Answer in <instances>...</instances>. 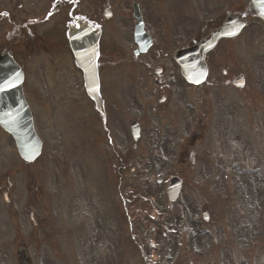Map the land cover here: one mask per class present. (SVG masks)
<instances>
[{"label": "rangeland", "instance_id": "374dc122", "mask_svg": "<svg viewBox=\"0 0 264 264\" xmlns=\"http://www.w3.org/2000/svg\"><path fill=\"white\" fill-rule=\"evenodd\" d=\"M214 1L218 2L210 0V4ZM233 2L237 8L246 1ZM207 8V0H194L192 14L199 15ZM262 29L254 23L241 33L240 39L247 41L243 48L237 40L231 43L233 50L220 47L221 58L217 61L219 64L228 60L231 72L245 74L246 84L242 90L234 91L232 100L248 110L246 121L252 116L254 122L250 127H241L245 112L241 106L236 107L231 112L241 130L238 132L233 130L232 122L217 119L211 111L193 168L188 161L191 149L185 148L186 129L193 124L195 112L210 113L225 89L211 88L210 84L202 89L185 86L187 98L181 117L157 110L155 99L149 103L143 94H138L137 103L123 98L122 116L112 118L109 129L110 136L117 133L121 153L113 149L112 140L94 149L101 162L91 160L92 168L91 163L86 168L87 177L81 163H74L76 157L69 156L68 144L72 135L83 138L81 122L85 117H89L88 127H92L83 93L41 92V101L34 99V94L39 93H27L40 130L36 128L42 131L45 151L36 163L28 165L19 158L12 138L0 132V175L9 170L14 182L11 197L16 207L6 212L0 199V264H17L16 251L22 245L31 264H116L114 257L118 264H264ZM112 60L108 54V64L104 66L106 89L123 84L128 94L133 93L137 84L131 87L129 71L126 77H118V67ZM214 68L212 64L210 83L220 73L218 67ZM145 83L150 85L146 79ZM211 89L217 97L211 96ZM133 118L141 122L142 129L138 144L130 149L133 142L128 123ZM89 132L92 135L93 131ZM181 152L186 153V162L176 164ZM117 157L124 169L122 202L118 205L110 166L111 159L119 166ZM126 161L132 162L129 170ZM95 164L101 166L106 178L102 183L104 196L99 189L94 191V181L99 180ZM175 175L183 179V186L178 199L169 203L164 193L166 181ZM158 179L161 181L157 182ZM36 181L43 190V196L37 198ZM85 186L90 204L84 199ZM34 200V213L44 219L40 226H35L19 210L23 204L27 210ZM99 204V214L95 207L89 209ZM205 204L210 212L207 223L199 216Z\"/></svg>", "mask_w": 264, "mask_h": 264}, {"label": "flooded vegetation", "instance_id": "af4514ba", "mask_svg": "<svg viewBox=\"0 0 264 264\" xmlns=\"http://www.w3.org/2000/svg\"><path fill=\"white\" fill-rule=\"evenodd\" d=\"M137 9L151 41L142 55L133 54L138 53L134 44L130 59L148 70L153 65L152 70L159 74L157 92L163 94L165 90L170 100L174 92L167 84L168 81L174 82L171 78L174 69L171 48L179 42L182 30L189 21L186 5L174 10L170 6L155 9L153 4L139 3ZM132 15L129 0H0V56L10 53L19 65L24 77L23 91L48 90L42 79L48 66L62 77L53 89L65 90L67 74L65 68L59 66L71 57L66 39L67 28L82 20L96 27L100 32L98 47L101 56L107 27L112 26L120 34L119 41L125 44L118 52V60L121 61L123 52L128 58L130 43H134L136 21ZM221 72L222 75L214 79L227 85V69L221 67ZM28 75L33 77L29 87L25 79Z\"/></svg>", "mask_w": 264, "mask_h": 264}, {"label": "water", "instance_id": "95a60500", "mask_svg": "<svg viewBox=\"0 0 264 264\" xmlns=\"http://www.w3.org/2000/svg\"><path fill=\"white\" fill-rule=\"evenodd\" d=\"M260 12H262L261 13V15L262 16H264V11H261L260 10ZM225 32H227V31H225ZM219 34V33H218ZM215 36H217V34L216 35H214L213 37L211 36L210 38H208L206 41H204L201 45H202V47H198L197 48V50H196V56H197V58H200L201 59V55H202V51L204 50V48L207 46H210L211 44H212V42L216 39L215 38ZM204 47V48H203ZM206 47V48H207ZM188 75H190V74H188ZM89 78H90V80L91 81H94V71L92 70V73L88 76ZM90 85H92V86H96V84H93V83H90ZM91 94L93 95V92H91ZM28 139L32 142V140L33 141H35L34 140V138H33V134H31V133H29V137H28ZM19 140V139H18ZM23 142L25 143L26 142V140H23ZM33 143V142H32ZM20 148H21V153H22V155L25 157V158H31L32 156H34L35 155V153L37 152L36 150V147L34 146V148H33V150H32V153H31V151H30V148L28 147V146H26V145H20ZM175 194H176V192L174 191V192H171V193H169V196H170V198L172 199V198H174V196H175Z\"/></svg>", "mask_w": 264, "mask_h": 264}, {"label": "snow or ice", "instance_id": "6c2138e0", "mask_svg": "<svg viewBox=\"0 0 264 264\" xmlns=\"http://www.w3.org/2000/svg\"><path fill=\"white\" fill-rule=\"evenodd\" d=\"M232 34L235 35V32H233Z\"/></svg>", "mask_w": 264, "mask_h": 264}]
</instances>
